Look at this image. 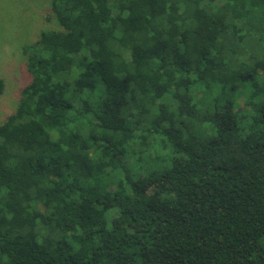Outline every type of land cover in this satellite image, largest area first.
<instances>
[{"label": "trees", "instance_id": "16d2710c", "mask_svg": "<svg viewBox=\"0 0 264 264\" xmlns=\"http://www.w3.org/2000/svg\"><path fill=\"white\" fill-rule=\"evenodd\" d=\"M49 7L0 122V264H264V0Z\"/></svg>", "mask_w": 264, "mask_h": 264}, {"label": "rangeland", "instance_id": "374dc122", "mask_svg": "<svg viewBox=\"0 0 264 264\" xmlns=\"http://www.w3.org/2000/svg\"><path fill=\"white\" fill-rule=\"evenodd\" d=\"M49 2L0 0V76L5 84L0 94V122L14 110L20 89L30 78L24 47L35 41L41 30L59 28L50 17Z\"/></svg>", "mask_w": 264, "mask_h": 264}]
</instances>
